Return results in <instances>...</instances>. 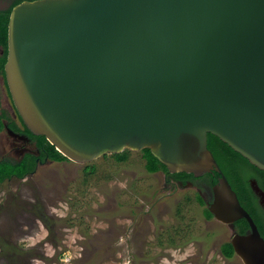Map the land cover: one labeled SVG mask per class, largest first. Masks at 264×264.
<instances>
[{"label":"water","instance_id":"obj_1","mask_svg":"<svg viewBox=\"0 0 264 264\" xmlns=\"http://www.w3.org/2000/svg\"><path fill=\"white\" fill-rule=\"evenodd\" d=\"M5 72L25 127L73 163L148 149L170 174L216 172L209 212L231 230L246 220L234 253L264 264L208 149L211 134L264 172V0L23 1Z\"/></svg>","mask_w":264,"mask_h":264},{"label":"rangeland","instance_id":"obj_2","mask_svg":"<svg viewBox=\"0 0 264 264\" xmlns=\"http://www.w3.org/2000/svg\"><path fill=\"white\" fill-rule=\"evenodd\" d=\"M5 140L0 161H16ZM126 151L122 161L49 163L0 184V264H243L224 257L231 231L206 218L194 190L166 196L145 150Z\"/></svg>","mask_w":264,"mask_h":264},{"label":"flooded vegetation","instance_id":"obj_3","mask_svg":"<svg viewBox=\"0 0 264 264\" xmlns=\"http://www.w3.org/2000/svg\"><path fill=\"white\" fill-rule=\"evenodd\" d=\"M18 1L20 0H0V102H1L0 107H2L0 108V121H2L4 124L3 129L0 131V135H1V139H4L5 137L6 139L5 141L7 145L12 149L14 154L18 157L16 161H22L27 156H33V157L35 156L38 158L37 159V168H38V166H43L49 163H55V161L49 159L48 151L45 150L46 148L40 149L39 146L40 141L38 140L40 136H35L31 134L30 131L25 127L11 98L7 84L6 72H5V66L8 59V24L13 8L16 5L20 4L18 3ZM2 96H4L3 102H2L3 100ZM5 104L10 106V110H11L10 113H8L3 108ZM156 173H161L164 176L163 179H164L165 189L171 191V193L166 196L174 195L176 190L179 189L183 190L186 188H190L195 191L198 198L200 197L202 199L203 203H201L200 201L199 202L200 204L205 206V210H209V207L213 202V188L218 182L217 181L215 183L213 178L210 176H212V173H216V172L207 173L198 178L194 177L191 174H186V173L170 174V173H166L163 170H159ZM156 173H151V174H156ZM248 182H249L250 190L252 191L253 194V198L252 197L251 198L253 199V202H255L258 205V207L262 212V215L264 216V198H261L255 194V192L252 189V184H257L258 187L263 192H264V185L259 181L257 177H249ZM213 219H215L214 216ZM240 221L241 220L236 221L234 223V230H231L227 225H225L231 231V239H232L233 231L240 235H244L247 233L248 229L243 231V229L240 228L241 226ZM260 234L264 238V234L261 232ZM231 239L226 244L231 245ZM233 256H236L235 253Z\"/></svg>","mask_w":264,"mask_h":264},{"label":"trees","instance_id":"obj_4","mask_svg":"<svg viewBox=\"0 0 264 264\" xmlns=\"http://www.w3.org/2000/svg\"><path fill=\"white\" fill-rule=\"evenodd\" d=\"M21 1H35V0H20ZM3 128H0V131ZM40 141V149L46 148L48 151L49 159L55 162L68 161L66 157L61 155L54 146H52L44 137L40 136L38 138ZM208 149L212 152L214 158L216 159L221 170L231 183L233 189L238 195V199L241 205L248 211L250 216L253 218L254 222L258 226L261 233L264 234V216L258 205L253 202V194L250 190L248 178L257 177L259 181L264 185V172L258 170L252 166L245 158L240 154L232 150L227 144L219 140L217 137L209 134L208 135ZM144 151V150H143ZM128 151H125V153ZM147 154V171L149 173H156L159 170H163L169 173L167 168L162 165L148 149H145ZM122 154H116L118 161L125 160L127 156L120 157ZM37 157L27 156L22 161L15 160H1L0 161V184L4 183L6 180L12 178L23 179L27 175H32L35 173L37 168ZM248 175V176H247ZM214 182L218 181L219 175L217 173H212ZM252 197V198H251ZM198 200L203 203L202 199L199 197ZM206 218L211 219L213 215L209 210L204 211ZM240 228L244 230H249V225L246 220H241ZM4 247V246H3ZM7 247V246H5ZM4 247V248H5ZM222 253L226 258H232L234 255V250L230 244H225L222 248Z\"/></svg>","mask_w":264,"mask_h":264}]
</instances>
